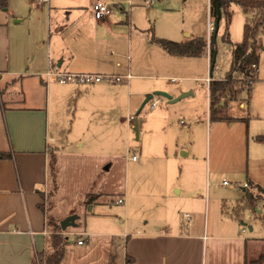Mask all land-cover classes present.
Masks as SVG:
<instances>
[{"label": "crops", "instance_id": "1", "mask_svg": "<svg viewBox=\"0 0 264 264\" xmlns=\"http://www.w3.org/2000/svg\"><path fill=\"white\" fill-rule=\"evenodd\" d=\"M96 1L8 0L7 10L0 8V153L10 154L0 156V264H34L38 252L51 250L41 205L48 206L52 192L49 213L58 221L79 205V225L64 231L68 245L60 264H246L250 244L264 238L243 231L244 223L255 231L245 218L224 212L244 204L246 196L237 187L218 194L212 187L233 175L264 189V138L258 139L264 135V48L255 81L227 100L226 111L236 119L231 124L211 119L209 84L226 77L233 43L243 41L245 22L253 15L241 9L236 30L229 28L232 43L222 41L219 48L225 65H216V58L212 68L209 47L200 57L179 56L152 41L154 1L130 6L107 0L114 9L104 19L95 17ZM170 1L174 7L165 11L172 13L177 5L184 11L168 24L179 37L159 36L178 42L211 38L210 0L195 29L185 26L189 0ZM222 18L216 37L221 28V36L225 33ZM49 61L71 72L130 77L120 83L61 84L44 76ZM157 90L173 97L192 94L176 102L155 96L158 107L138 114L146 96ZM253 91L260 96L258 105L251 100ZM236 104L244 114L234 117ZM251 113L254 120L246 116ZM133 114H138L137 138L127 120ZM255 121L263 122L259 127ZM134 153L137 160L131 159ZM89 193L98 196L86 203Z\"/></svg>", "mask_w": 264, "mask_h": 264}, {"label": "trees", "instance_id": "2", "mask_svg": "<svg viewBox=\"0 0 264 264\" xmlns=\"http://www.w3.org/2000/svg\"><path fill=\"white\" fill-rule=\"evenodd\" d=\"M7 1L8 0H0L1 9L7 10ZM210 2L211 14L215 17V29L209 40L203 37H195L185 42H178L165 38H158L152 31V41L160 44L167 52L179 56L200 57L209 47L213 57L217 54L216 41L213 40V36L218 29V23L222 18L223 13L226 16V29L223 35V41L232 43L229 32V26L232 19V13L230 11L231 4L235 2L240 5L245 13L253 15L252 18L247 19L245 22L243 41L240 43H233L232 63L226 77L220 80H211L209 84L211 119L213 121L233 122L236 119L229 116L226 111L228 105L227 100L236 97L239 80H241L242 76H247L254 72V69L252 68L253 64L257 65V72L260 62V51L264 48L263 43L260 41V35L264 30V0H210ZM251 84L252 83H249L248 85L251 86ZM263 138V136H258V139ZM0 156L9 157L10 154L0 153ZM50 173L53 177L55 190H57L58 183L55 154L51 155ZM249 184L253 187L252 182H249ZM258 191L262 194L264 189L259 188ZM53 195L54 192L48 194L47 207L41 205L46 213V225L50 231L48 240L51 250L47 253L38 252L34 264H60L64 258L66 246L68 245V238L64 234L65 229L62 228L61 221L56 220L49 213L55 204L50 198V196ZM97 196L98 195L94 193H89L86 197V203H90ZM257 196H260V194ZM257 196L247 189L246 199L248 202H253ZM78 207V204L74 206L69 215L64 219L69 226L79 225L80 217ZM262 263H264V255L260 258V264ZM246 264H257V262L251 261L248 263L246 261Z\"/></svg>", "mask_w": 264, "mask_h": 264}, {"label": "rangeland", "instance_id": "3", "mask_svg": "<svg viewBox=\"0 0 264 264\" xmlns=\"http://www.w3.org/2000/svg\"><path fill=\"white\" fill-rule=\"evenodd\" d=\"M137 1L138 0H135L136 4L139 3ZM142 1L144 2V0H142ZM169 1L170 0H154L155 4L153 5V9L155 11H153V14H151V17L153 18L152 26L154 28L155 35L158 38H165V39L177 41V40L172 39V38L159 36V35H168L169 37H174V38L179 37L176 34V32H174L172 30V27L168 26V24H172V19H178V18L181 19L183 17L184 11H183L182 7H179L178 5L175 6L177 8L172 13L170 10L165 11V10L169 9L166 7H170V8L174 7V6H168ZM177 1L179 3H181V5L186 3V2L183 3L184 2L183 0H177ZM206 1L207 0H189L187 2V4H188L187 6L189 7V9L187 10V16H186L187 21H186V25H185L186 27H188L189 29L194 28V24H197L196 28L200 27L199 21L201 19L202 11H204L203 4L205 5ZM173 3H174V1H170V5H173ZM138 9L140 10L141 8L138 7ZM192 10H193V12H192ZM162 11H165V12H162ZM230 11L232 13V19H231V23H230L229 28L234 27V30H236L238 17L240 15H243V12L241 10L240 5L235 3V2H233L231 4ZM156 17H157V21H156ZM222 17L223 18L225 17V20H226V16L224 13L222 14ZM213 19H214L213 22H215V17H213ZM167 22H169V23H167ZM175 23H177V22L175 21ZM221 23H223V22H221ZM222 31H223V29L221 28L220 31L218 32V35H217L216 40H215L216 41V50L218 52L217 53L218 56L216 55V58H217L216 65H218V66L225 65L224 59H226L225 55L223 53L224 52L223 46H222V49H219L220 46L222 45V41H223V36H221ZM260 38H261V40L264 41V30L262 31ZM205 39H207V38L205 37ZM261 62L264 64V54L261 56ZM262 63H261V65H262ZM214 75H215V73H214ZM245 77L246 76H242L241 80H239V82L237 84L238 89H244V88L249 87L248 84L250 83V81L245 79ZM253 78H256V73L254 74ZM2 90H3L2 85L0 84V93ZM15 92H17V90H15ZM247 93H248V90L246 89L243 92V97H245V94H247ZM200 98H201V96L198 94L197 99H200ZM251 100H252L253 104L254 103L257 105L260 104V96L258 97L256 95L255 91H253V93H251ZM150 101L147 104H145V106L142 108V110L138 114H140L142 112L145 113V111L148 109V107H150ZM232 113H233L232 115L234 117H237L239 115L244 114L243 109L239 107V104H236V107H233ZM246 116H249V117H251L252 120H254L252 113L250 115L247 114ZM262 122L263 121H255V126L257 125L260 127V125H262ZM228 123L231 124L232 122H228ZM238 128H239L238 125H235L233 127L232 131L236 134ZM133 131H134V126H133ZM260 136H262V135H260ZM263 137H264V135H263ZM134 138H137L136 132L134 133ZM206 142L207 143L205 144V151H206V145H207V150L210 147V141L207 140ZM223 146H225V144ZM224 150H225V148H224ZM229 151L230 150L226 148V154H228ZM212 152H213V149H212ZM212 152H211V155H212ZM263 175H264V142H260V177ZM225 180L227 182L226 184H228V185H224L223 182ZM245 180H246V178L244 179V181ZM244 181L242 180L241 183H239V182H237V180H235L233 178V175H227V176H225V178L217 179L212 188L216 194L222 193L223 191H227V188H231V187L239 188L238 189L239 193L242 196L243 195L246 196L247 189L252 191L255 196L260 194V196H257V198L254 199L253 202L250 203L247 201V199H245L244 204L238 203L234 207H231V209H230V207L224 208V212L228 215H235L238 218L239 217L245 218L246 221L249 223V225H253L255 227L254 232H251L250 228L248 229L249 234H252V235L258 234L259 236L264 238V192L261 194L256 188H253L252 185H250L247 188L244 185L245 182L247 183V180L245 182ZM248 183H249V181H248ZM243 188H245V190H243ZM249 249L250 250H249L247 262L250 263L251 261H256L257 264H260V258L264 255V241H260L256 245L253 243L250 244ZM262 264H264V263H262Z\"/></svg>", "mask_w": 264, "mask_h": 264}, {"label": "built area", "instance_id": "4", "mask_svg": "<svg viewBox=\"0 0 264 264\" xmlns=\"http://www.w3.org/2000/svg\"><path fill=\"white\" fill-rule=\"evenodd\" d=\"M35 1L37 2V4L49 2V0H35ZM153 1L154 0H144V3L147 5H150L153 3ZM127 2L129 3L130 6L135 4V0H127ZM113 4L114 3L107 1V0H97L92 6L95 17L97 19H104L107 16H109L113 12V9H114ZM210 29H211V32H213L215 29V24L213 21L210 24ZM252 68L254 69V72L251 73L250 75H247V76L245 75L246 76L245 79L249 80L250 83L254 82L255 78H253V76L256 73L257 65L253 64ZM44 76L47 78V80H55L61 84L75 83L79 85H92V84L102 83V82L120 83L123 81L125 77H130V75H120V74H111V73L66 71V70H62L56 67L51 61H49V66H48L47 71L44 73ZM159 103H160V99L155 97L154 99L150 101V107L154 109L158 107ZM136 119L137 118L134 114L128 116L127 118L131 126H134ZM138 158H139L138 153H134L131 157V159L133 160H137ZM226 183L227 182L225 181L224 184ZM244 185L247 188L250 186L248 182L245 183ZM123 201L124 200L122 198H119L117 200V202L119 203H122ZM44 204H46L45 201H44ZM185 217L189 218L190 214H186ZM243 231L244 232L248 231L247 225L243 226ZM83 242H84L83 239L78 240V244H83Z\"/></svg>", "mask_w": 264, "mask_h": 264}, {"label": "water", "instance_id": "5", "mask_svg": "<svg viewBox=\"0 0 264 264\" xmlns=\"http://www.w3.org/2000/svg\"><path fill=\"white\" fill-rule=\"evenodd\" d=\"M213 40H216V32L213 36ZM215 59H216V55L212 57V68H214V62H215ZM212 73V72H211ZM189 94H192L190 92H183L182 94H180L179 96L177 97H173L170 93L166 92V91H162V90H157L153 93H150L146 96L144 102L142 103L138 113L142 110V108L145 106V104H147L150 100H152L155 96H164L166 97L169 101L171 102H176L180 99H182L183 97H186L188 96ZM134 130L137 134V136H139V129H138V121L135 120V124H134ZM61 225H62V228L66 230V228L69 226L67 221L66 220H62L61 221ZM244 225H247V223H244ZM252 226H250L251 228Z\"/></svg>", "mask_w": 264, "mask_h": 264}]
</instances>
